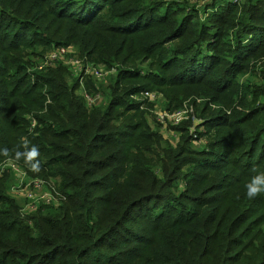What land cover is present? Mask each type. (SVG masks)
<instances>
[{
  "label": "trees",
  "instance_id": "trees-1",
  "mask_svg": "<svg viewBox=\"0 0 264 264\" xmlns=\"http://www.w3.org/2000/svg\"><path fill=\"white\" fill-rule=\"evenodd\" d=\"M54 44L119 69L105 105L63 65L28 71ZM260 57L264 0H0V161L37 146L39 173L18 164L63 197L24 214L0 177V264H264V195H245L264 172ZM154 83L194 108L176 145L129 99Z\"/></svg>",
  "mask_w": 264,
  "mask_h": 264
},
{
  "label": "rangeland",
  "instance_id": "rangeland-1",
  "mask_svg": "<svg viewBox=\"0 0 264 264\" xmlns=\"http://www.w3.org/2000/svg\"><path fill=\"white\" fill-rule=\"evenodd\" d=\"M164 1L167 2L169 4V7H170L172 5L173 1H176V0H164ZM173 9L174 8L171 9V12L169 13V15L174 14L173 12L175 10H173ZM205 17L206 16L201 11L200 17H199L200 20L203 21L205 19ZM215 24L221 25V24H219V22H216ZM188 26H190V24H188ZM27 32L30 34V30H28ZM27 39H29V37ZM231 39H230V37L225 38L223 41L222 47H224V48L230 47L231 46L230 43L233 41ZM179 45H180L179 40L176 41V39H175L173 42V46L176 48ZM54 46H55V44H54ZM68 46H71L72 49H74V51H75L74 55L76 56L77 59H81L82 63H85L86 61H88L87 62L88 65H92L94 67H101L105 73L103 78H99V77L94 76V75L84 76L80 82L78 89H77V93H79V91L82 90L83 87L92 93L94 91V89H92L94 85H95V87H99L100 89H102L103 86H106V85H109L110 83H112V80L115 78V76H117L119 69L117 70L115 68L114 71H111L110 67H108L107 65H105L103 63L96 64V62L92 59L88 60L85 57H81L82 56L81 53H79L78 48H76L74 45H68ZM52 47H53V45H51L50 49L48 47L45 48L42 46H38L37 51L42 52V53L44 52L45 54H47L51 50ZM260 58H262L264 61L263 57H260ZM258 60L256 62H258ZM35 61H38V64H35V66L31 67L28 70L31 74H33V73L36 74L37 72H43L44 73V72L48 71L50 68H52V67H49V68H45L44 70H40L38 65L40 63H42L41 59H39V57H38L37 59H35ZM260 62L261 61H259V63ZM259 63L257 64V66L260 65ZM133 67H135V66H133ZM137 67L138 68L140 67V69H144L145 71L147 68H149L148 64L138 65ZM66 68H68V67H66ZM121 68H125V67L122 66ZM33 77L34 76L32 75L31 78L33 79ZM249 77H250V72L245 75L244 79L252 78V77H250V78ZM73 78H72V80H76V77L73 76ZM139 81L143 84L145 82H147L146 79H140ZM149 86L151 88L150 91L136 92L135 94L130 95L129 99L131 101H134L135 103H141L139 111H140V114L144 115L145 121L148 124L152 125L153 128H155L156 126L160 127V130H161L162 134L164 135V137L166 139L170 140V142L173 145H176L177 142L180 140V137H181V132L177 131L176 127L181 125L183 121L188 119L191 112L194 111V108L189 101H186L183 109L178 111V110H176V101H172V99H171L170 93H172V92H170V90L168 91V89H166V87L158 86L155 83L151 84ZM121 87L123 89H125L127 87V85L125 83H123V84H121ZM163 90H164V92H163ZM147 92L152 93V95H153L152 100L151 99L147 100V94H146ZM107 93H109V97H110L111 91H108ZM105 101H108V99L106 98ZM169 105H171L172 109L168 108ZM161 113H165L167 116L162 119V118H160ZM195 120H196V118H195ZM195 120H194V123L190 126V134L193 136V139H194L192 142V148H194L195 150L201 151V150H204V147L206 146L205 143L207 141H206V137H202L200 139L197 138V136H198L197 133H198V131H200L198 128L199 127L198 124H200V120H197V121H195ZM1 161H7V163L8 162L9 163H18L20 160H16L13 157H9V158H7L5 160H1ZM20 169L22 171H25V169L22 166H20ZM25 172L27 173L28 176L31 175L30 172H28V171H25ZM11 175L13 177L12 183H14V181L16 179V175L14 172ZM20 204L23 205L22 201L20 202Z\"/></svg>",
  "mask_w": 264,
  "mask_h": 264
},
{
  "label": "built area",
  "instance_id": "built-area-1",
  "mask_svg": "<svg viewBox=\"0 0 264 264\" xmlns=\"http://www.w3.org/2000/svg\"><path fill=\"white\" fill-rule=\"evenodd\" d=\"M74 54L75 51L71 46L55 45L47 54L40 58L42 63L38 65L39 69L44 70L45 68L63 65L68 67L72 75L79 78L80 82L82 78L87 75L103 78L105 73L101 67L88 65V61L82 63V60L77 59ZM110 70L114 71L115 68L112 67ZM79 94L83 97L88 107L103 106L107 102L105 101L107 97L102 93V89L99 87L92 93L83 87L82 90L79 91ZM146 94L147 100L153 99L152 93L147 92ZM166 116L165 113L160 114V118L162 119ZM34 124L35 123H33V125ZM8 169H11L16 175V179L14 183H12L9 192L13 197L22 201L23 205L21 211L24 214L35 212L44 206H58L62 202L63 197L57 191L54 180L44 179L39 176H28L25 171L20 169L18 163L0 161V177H2Z\"/></svg>",
  "mask_w": 264,
  "mask_h": 264
},
{
  "label": "clouds",
  "instance_id": "clouds-1",
  "mask_svg": "<svg viewBox=\"0 0 264 264\" xmlns=\"http://www.w3.org/2000/svg\"><path fill=\"white\" fill-rule=\"evenodd\" d=\"M24 147L26 148V151H16L15 153V159L20 160L23 158L25 165L28 166L29 170L33 173H39L40 168V160L38 157L40 156V150L37 146L33 145L30 148H28V142H24ZM2 153L7 156L8 149H2L0 150ZM14 167V165H13ZM246 193L248 199L254 200L262 195H264V172H258L256 175H254L250 181L246 184Z\"/></svg>",
  "mask_w": 264,
  "mask_h": 264
}]
</instances>
